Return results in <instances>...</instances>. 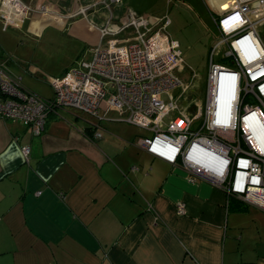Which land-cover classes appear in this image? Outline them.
<instances>
[{
	"label": "crops",
	"instance_id": "crops-1",
	"mask_svg": "<svg viewBox=\"0 0 264 264\" xmlns=\"http://www.w3.org/2000/svg\"><path fill=\"white\" fill-rule=\"evenodd\" d=\"M22 1L30 12L18 28L26 22L28 33L40 37L60 32L90 55L97 29L110 15L124 16L103 7L82 16L95 0ZM205 1L217 28L233 2ZM162 18L146 19L154 26ZM260 30L264 23L257 28L264 47ZM220 39L209 63L225 65ZM115 116L86 122L57 110L39 135L0 120V264H264V211L205 181H189L180 166L138 147L147 137L111 121ZM89 123L102 138H92Z\"/></svg>",
	"mask_w": 264,
	"mask_h": 264
},
{
	"label": "built area",
	"instance_id": "built-area-1",
	"mask_svg": "<svg viewBox=\"0 0 264 264\" xmlns=\"http://www.w3.org/2000/svg\"><path fill=\"white\" fill-rule=\"evenodd\" d=\"M124 1L95 0L80 14L99 7L111 11ZM232 2V12L217 24L239 12L245 33L230 39L219 31L218 46H226L222 58L227 63H209L204 102L194 100L195 114L188 113L193 100L187 101L193 82L183 83L175 74L185 67L179 44L166 33L168 20L152 26L128 11L122 18L110 15L97 29L91 60L45 79L53 100L23 88L21 79L6 69L7 62H0V120L39 135L48 115L57 110L79 112L97 123L112 112L116 116L111 121L150 133L136 142L153 158L180 166L191 182L200 179L264 211V47L257 33L264 23V0ZM29 12L22 0H0L4 28H18ZM163 94L168 103L160 98ZM88 126L93 139L102 138L96 124ZM30 152L22 148L26 159ZM184 213V204H179L177 214Z\"/></svg>",
	"mask_w": 264,
	"mask_h": 264
},
{
	"label": "rangeland",
	"instance_id": "rangeland-1",
	"mask_svg": "<svg viewBox=\"0 0 264 264\" xmlns=\"http://www.w3.org/2000/svg\"><path fill=\"white\" fill-rule=\"evenodd\" d=\"M208 2L211 4L209 0ZM111 10L121 13L120 15L132 11L135 15L144 18L166 16L168 20L166 33L170 39L179 43V51L185 67L184 72H175V74L183 83L195 80L192 89L187 93L189 100H193L188 106L190 108L188 113L195 114L198 106L195 105L194 100L201 104L204 102L210 58L208 52L219 38V32L206 1L125 0L120 7L115 6ZM26 27L25 22L21 28H4L0 20V62H7L6 69L21 79L23 88L44 100H53V89L45 79L56 78L65 70L80 66L82 62L91 60L92 54H89L87 48L83 51V44L71 40L60 32H52V35L46 33L40 37L29 34ZM262 35L264 36V32ZM29 68L33 71L31 69L27 71ZM172 94L177 101L179 91L175 90ZM160 98L165 103L170 101L167 94L161 95ZM105 106L104 101L101 108L105 109ZM68 111L83 121L94 120L85 114ZM132 127L139 130L140 135L150 136V133Z\"/></svg>",
	"mask_w": 264,
	"mask_h": 264
},
{
	"label": "clouds",
	"instance_id": "clouds-1",
	"mask_svg": "<svg viewBox=\"0 0 264 264\" xmlns=\"http://www.w3.org/2000/svg\"><path fill=\"white\" fill-rule=\"evenodd\" d=\"M231 12L232 11H228V13ZM228 13L225 12L219 18H223ZM217 28L230 39L245 33L244 23L239 12L233 13L228 19L224 20L222 24H217Z\"/></svg>",
	"mask_w": 264,
	"mask_h": 264
},
{
	"label": "trees",
	"instance_id": "trees-1",
	"mask_svg": "<svg viewBox=\"0 0 264 264\" xmlns=\"http://www.w3.org/2000/svg\"><path fill=\"white\" fill-rule=\"evenodd\" d=\"M86 131H89L92 134L93 128L87 125ZM236 202H237V206H238V211H245L246 210L247 207L242 202H240L239 200H237Z\"/></svg>",
	"mask_w": 264,
	"mask_h": 264
},
{
	"label": "bare ground",
	"instance_id": "bare-ground-1",
	"mask_svg": "<svg viewBox=\"0 0 264 264\" xmlns=\"http://www.w3.org/2000/svg\"><path fill=\"white\" fill-rule=\"evenodd\" d=\"M197 78V77H196Z\"/></svg>",
	"mask_w": 264,
	"mask_h": 264
}]
</instances>
